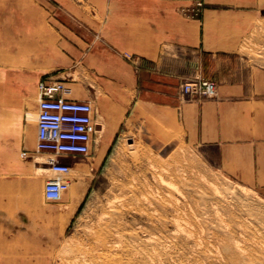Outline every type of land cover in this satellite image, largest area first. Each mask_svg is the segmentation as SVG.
I'll return each mask as SVG.
<instances>
[{
  "label": "rangeland",
  "instance_id": "obj_1",
  "mask_svg": "<svg viewBox=\"0 0 264 264\" xmlns=\"http://www.w3.org/2000/svg\"><path fill=\"white\" fill-rule=\"evenodd\" d=\"M3 1L7 7L0 17L18 19L30 10L34 20L48 22L59 17L83 20L85 14L79 12L62 14V5L93 4L92 0ZM4 47L0 46V162L17 154L0 168V179L32 182L38 206L32 210L25 206L27 228L0 226V264L25 263L20 255L29 258L28 264H264V187L238 181L234 170L219 164L213 150L187 144L173 113L166 112L164 124L155 120L153 127L136 135L122 128L113 139H105L94 78L82 71L79 76L77 64L60 80L67 82L72 98L93 105L104 125L89 154L73 156L65 176L69 188L62 198L45 200L44 184L54 175L36 169L46 165L33 166L45 156L34 149L26 158L20 153L28 151L29 137L34 144L37 83L50 70L46 56H12L13 46ZM238 52L264 66V13ZM0 190L4 200L11 186ZM21 213L0 208V218L9 223ZM238 243L240 248L235 249Z\"/></svg>",
  "mask_w": 264,
  "mask_h": 264
},
{
  "label": "crops",
  "instance_id": "obj_2",
  "mask_svg": "<svg viewBox=\"0 0 264 264\" xmlns=\"http://www.w3.org/2000/svg\"><path fill=\"white\" fill-rule=\"evenodd\" d=\"M197 1L202 7L196 14ZM5 2L0 0V13ZM92 2L87 8L62 5V14L79 12L85 14L83 20L37 21L30 10L18 19L3 15L0 46L11 44L12 56H46L50 72L38 83L48 76L60 80L73 64L79 76L81 71L91 75L105 117V139H113L122 128L136 135L153 127L155 120L164 124L166 112L173 113L187 144L213 150L238 181L264 187V66L238 52L264 13V0ZM194 77L213 81L215 97L181 101V83ZM67 97L74 99L72 94ZM35 139L36 126L34 144L31 137L25 141L30 155ZM16 154L1 161L0 168ZM64 160L71 168L74 157ZM8 183L29 182L0 179V189Z\"/></svg>",
  "mask_w": 264,
  "mask_h": 264
},
{
  "label": "built area",
  "instance_id": "obj_3",
  "mask_svg": "<svg viewBox=\"0 0 264 264\" xmlns=\"http://www.w3.org/2000/svg\"><path fill=\"white\" fill-rule=\"evenodd\" d=\"M201 7L196 3L194 12L197 14ZM70 92L62 80L46 79L37 85L34 152L45 156L42 164L54 175L43 187L44 199L51 202L59 201L68 189L65 176L71 169L64 158L87 156L102 132L93 105L68 98ZM179 94L183 101L212 99L216 84L194 77L181 83ZM27 156V152L21 153L22 158Z\"/></svg>",
  "mask_w": 264,
  "mask_h": 264
},
{
  "label": "bare ground",
  "instance_id": "obj_4",
  "mask_svg": "<svg viewBox=\"0 0 264 264\" xmlns=\"http://www.w3.org/2000/svg\"><path fill=\"white\" fill-rule=\"evenodd\" d=\"M27 79V78H26ZM5 110V109H4ZM3 112V111H2ZM22 124V123H21ZM20 130H21V134L23 135V128L22 125L20 126ZM27 132V131H26ZM30 132V131H29ZM32 132V131H31ZM25 134V133H24ZM30 136V134H29ZM0 137L2 138V135H0ZM32 141V140H31ZM99 159V158H97ZM98 161V160H97ZM43 161H40V163H42ZM98 164V163H97ZM36 169L38 170H46L49 171L48 168H42V167H36ZM161 177V176H160ZM70 184V182H69ZM9 185L11 186V190L9 191V193L7 194V196L4 198V200H0V208L3 207V209L5 211L9 212H15L18 209H21L24 211V213L18 214V216L16 215L14 219H11L10 223L6 221V219L0 220V226L2 228H13L14 225L18 226L21 229L27 228L25 226V221L28 220V214L26 212V207L29 210V208L35 209L38 206V203H34V201L36 200L34 197V194L32 192L33 189V183H29L25 186H21L20 184L18 186L9 183ZM214 185V184H213ZM220 186V185H219ZM215 187V186H214ZM26 188V193H23L22 190ZM69 188V185H68ZM232 188V187H231ZM71 189V188H70ZM231 190V189H229ZM73 191V190H72ZM218 189L216 188L215 192H217ZM221 192V191H220ZM219 193V192H218ZM222 193V192H221ZM16 194H19V197H16ZM71 194V193H70ZM220 194V193H219ZM24 195V196H23ZM221 195V194H220ZM228 198H231L228 194L226 195ZM71 200L74 201L77 199L76 195H74V193L72 195H70ZM40 198V196H39ZM38 199V198H37ZM41 199V198H40ZM37 201V200H36ZM26 206V207H25ZM36 206V207H35ZM20 215V216H19ZM22 215V216H21ZM30 221V220H29ZM222 221V220H221ZM28 224V223H27ZM227 225V224H226ZM28 226V225H27ZM33 226V225H32ZM229 228V227H228ZM6 236V235H5ZM35 236V235H33ZM233 238V236H232ZM12 240V239H11ZM233 240V239H232ZM236 242H234L235 244L238 242L237 240H235ZM2 243V242H1ZM15 244V243H14ZM6 245V244H5ZM16 245V244H15ZM16 247V246H15ZM14 248V247H13ZM224 248V246H223ZM228 248V247H227ZM239 243L237 245H235V249H239ZM10 249V248H9ZM246 249V248H245ZM19 250V248H18ZM25 250V249H24ZM11 251V250H10ZM7 252V251H6ZM15 253V252H14ZM7 257V256H6ZM17 258V257H16ZM20 260L24 261L25 263L21 262L22 264H28V259L27 260H23L24 255H20ZM20 262V261H18ZM247 263V262H246ZM245 263V264H246ZM83 264V263H82ZM86 264V263H85Z\"/></svg>",
  "mask_w": 264,
  "mask_h": 264
}]
</instances>
